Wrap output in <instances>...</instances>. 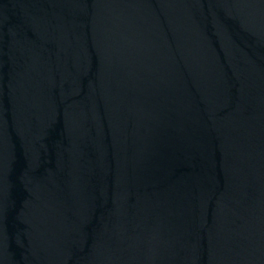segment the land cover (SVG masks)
Here are the masks:
<instances>
[{
	"label": "water",
	"instance_id": "obj_1",
	"mask_svg": "<svg viewBox=\"0 0 264 264\" xmlns=\"http://www.w3.org/2000/svg\"><path fill=\"white\" fill-rule=\"evenodd\" d=\"M0 264H264V0H0Z\"/></svg>",
	"mask_w": 264,
	"mask_h": 264
}]
</instances>
